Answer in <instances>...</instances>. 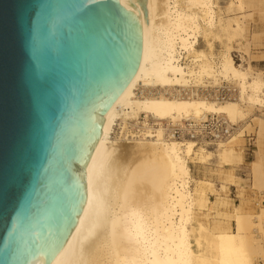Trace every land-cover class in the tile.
Listing matches in <instances>:
<instances>
[{"label": "bare ground", "instance_id": "6f19581e", "mask_svg": "<svg viewBox=\"0 0 264 264\" xmlns=\"http://www.w3.org/2000/svg\"><path fill=\"white\" fill-rule=\"evenodd\" d=\"M217 4L147 0L139 67L104 114L86 201L54 264H264V69L253 65L262 36L250 24L264 0ZM223 85L231 98L200 92ZM210 116L234 132L211 141L173 134ZM248 136L255 157L244 178L236 169ZM192 163L215 165L217 179L195 177Z\"/></svg>", "mask_w": 264, "mask_h": 264}, {"label": "water", "instance_id": "95a60500", "mask_svg": "<svg viewBox=\"0 0 264 264\" xmlns=\"http://www.w3.org/2000/svg\"><path fill=\"white\" fill-rule=\"evenodd\" d=\"M147 0H0V264H54L104 114L137 71Z\"/></svg>", "mask_w": 264, "mask_h": 264}, {"label": "rangeland", "instance_id": "374dc122", "mask_svg": "<svg viewBox=\"0 0 264 264\" xmlns=\"http://www.w3.org/2000/svg\"><path fill=\"white\" fill-rule=\"evenodd\" d=\"M228 4V0H218V4L215 5L216 10H218V8L224 9ZM247 13H250L249 11ZM251 28L252 30H254L255 32H257L260 36H262L261 38V44L258 45L257 50L254 53V58H253V65L259 69H264V14L261 15L259 12H252V17H251ZM202 47H204L202 39L200 41ZM216 49H218V45H215ZM233 56L235 58V61H237V63H241V57L239 52L235 49L233 51ZM230 90L231 87L227 86V85H223L221 87H217V88H210V89H206V90H202L200 91L205 92L206 95H211V96H217L220 99H224V98H228V96L230 95ZM251 137L253 138V136H248L246 137V139H244L243 142V153H244V163L239 166L236 170H238V172H236V174L239 177H247V173L249 170V165H250V161H252L255 157L254 154V145H253V139H251ZM198 140V139H196ZM209 141V140H208ZM191 168H192V174L197 177H206V178H211L216 180V174L217 172V167L215 165H201L198 163H192L191 164ZM205 171H207V173H211V174H205ZM218 183V181H216ZM240 182L244 185V191H245V195L246 197L251 198L253 196L252 193V189L250 188L249 184L243 180H240ZM238 187L235 185H231L230 186V190H229V197L232 199L233 203H238L239 202V197H238V192H237ZM209 198L214 201L216 199V195L213 193L209 194ZM202 214V212H201ZM202 217V216H201ZM231 225L233 226V221H231Z\"/></svg>", "mask_w": 264, "mask_h": 264}, {"label": "built area", "instance_id": "2783aa9c", "mask_svg": "<svg viewBox=\"0 0 264 264\" xmlns=\"http://www.w3.org/2000/svg\"><path fill=\"white\" fill-rule=\"evenodd\" d=\"M234 93V88H231L228 98H231ZM186 126V129L176 127L173 130V134L180 137L185 132L188 137L191 136L194 139L205 138L206 140L211 141L225 139L235 130V125H231L226 119L217 116H210L208 120L201 124L187 122Z\"/></svg>", "mask_w": 264, "mask_h": 264}, {"label": "crops", "instance_id": "0c3cea01", "mask_svg": "<svg viewBox=\"0 0 264 264\" xmlns=\"http://www.w3.org/2000/svg\"><path fill=\"white\" fill-rule=\"evenodd\" d=\"M236 172H238V170H236Z\"/></svg>", "mask_w": 264, "mask_h": 264}]
</instances>
